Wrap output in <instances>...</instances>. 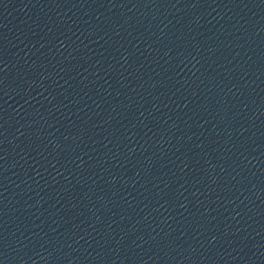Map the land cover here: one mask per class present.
<instances>
[{"label": "water", "instance_id": "95a60500", "mask_svg": "<svg viewBox=\"0 0 264 264\" xmlns=\"http://www.w3.org/2000/svg\"><path fill=\"white\" fill-rule=\"evenodd\" d=\"M0 264H264V0H0Z\"/></svg>", "mask_w": 264, "mask_h": 264}]
</instances>
